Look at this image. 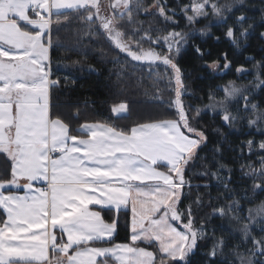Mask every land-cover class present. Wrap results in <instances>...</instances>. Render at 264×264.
<instances>
[{
    "label": "trees",
    "instance_id": "16d2710c",
    "mask_svg": "<svg viewBox=\"0 0 264 264\" xmlns=\"http://www.w3.org/2000/svg\"><path fill=\"white\" fill-rule=\"evenodd\" d=\"M190 5L191 0H131L115 18L124 50L93 8L52 13L46 34L51 118L74 136H82L78 129L88 123L128 134L139 125L178 122L197 142L178 167L179 187L168 209L176 227L189 230L192 222L203 236L186 260L157 255L156 264H264V249L256 245L264 241V222L251 219L264 202V0H245L223 22L209 25L174 63L160 55L156 63L138 61L166 52L161 39L188 28ZM230 83L246 88L232 101L225 93ZM220 102L226 103L222 109L209 107ZM120 105L126 114L114 113ZM11 178L12 160L0 153V181ZM101 212L116 222L109 244L130 243V212Z\"/></svg>",
    "mask_w": 264,
    "mask_h": 264
},
{
    "label": "crops",
    "instance_id": "0c3cea01",
    "mask_svg": "<svg viewBox=\"0 0 264 264\" xmlns=\"http://www.w3.org/2000/svg\"><path fill=\"white\" fill-rule=\"evenodd\" d=\"M83 3L0 1V153L12 160L11 180L0 181V264H156L157 255L179 260L191 238L175 227L168 208L179 187L178 167L196 139L176 121L135 126L128 134L88 123L74 136L51 118L49 42L43 41L47 59L35 44L13 50L26 32L20 24L37 32L43 23L48 33L52 13ZM102 210L130 212V243L109 244L117 226Z\"/></svg>",
    "mask_w": 264,
    "mask_h": 264
},
{
    "label": "rangeland",
    "instance_id": "374dc122",
    "mask_svg": "<svg viewBox=\"0 0 264 264\" xmlns=\"http://www.w3.org/2000/svg\"><path fill=\"white\" fill-rule=\"evenodd\" d=\"M244 1L245 0H191V5L189 8L191 10V12L189 13V19L191 23L188 28L183 30L182 32L171 33L161 39L162 45L166 50L165 53H163L161 50H156L152 53L159 54L162 62L174 63V61H176L180 54L186 49L187 44L191 38L204 34L207 30L206 28L212 23L223 22L234 12L235 8L242 5ZM130 2L131 0H111V2L107 0H84V3L81 4V7L93 8L95 14L94 16L99 18L101 25L107 31L109 38H111L112 40L119 39V42L122 44V42L120 41V33L117 29L118 23L115 18H117V16H122L125 13L127 8L130 6ZM41 3L42 1L39 2L40 5ZM33 13L38 19L42 20L46 18L44 17L43 13L37 10ZM90 18H93L92 15H90ZM199 20L201 21V23H198ZM45 28L46 26L41 23V25L37 26L38 30L36 33L34 32L35 34H33L32 32H25L21 39L17 38L15 44H12L13 46H15V49H13L15 54L19 51H22L24 47L33 48L35 44V49H37L38 56L42 59H47L48 47L44 44V42L49 41L48 37H46L45 35V33L47 34V32H45ZM29 64L31 68L32 64ZM245 89V86L240 84H228L225 87L227 100H236L240 96V94L245 91ZM225 105V102H220L217 104L211 103L209 107L222 109ZM124 109H126L125 105H120L114 111L116 112V115H119L118 113ZM251 219L253 224L264 222V202L259 204L252 210ZM187 226L190 231L185 228L181 229L176 226L175 227L180 229L191 238V246H193L196 242V239H200L203 236V232L201 230L194 229L192 226V222H188ZM256 245L257 248L262 247L264 249V241L256 243ZM188 252L189 250L185 253V256L180 258L179 260H186Z\"/></svg>",
    "mask_w": 264,
    "mask_h": 264
},
{
    "label": "water",
    "instance_id": "95a60500",
    "mask_svg": "<svg viewBox=\"0 0 264 264\" xmlns=\"http://www.w3.org/2000/svg\"><path fill=\"white\" fill-rule=\"evenodd\" d=\"M114 43L117 46V48H121L122 50L125 49V47L121 45L118 39H114ZM136 59L144 63H156L159 59V54L149 55L146 57H136Z\"/></svg>",
    "mask_w": 264,
    "mask_h": 264
}]
</instances>
